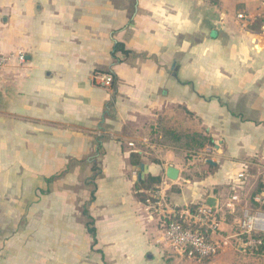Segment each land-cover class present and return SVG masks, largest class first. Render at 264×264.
<instances>
[{
    "label": "crops",
    "instance_id": "crops-1",
    "mask_svg": "<svg viewBox=\"0 0 264 264\" xmlns=\"http://www.w3.org/2000/svg\"><path fill=\"white\" fill-rule=\"evenodd\" d=\"M116 42L129 53L113 58ZM0 52L24 55L0 68V264H236L257 247L261 0H0ZM163 121L210 142L166 144ZM139 173L161 178L145 199L184 209L214 198L217 254L167 250Z\"/></svg>",
    "mask_w": 264,
    "mask_h": 264
},
{
    "label": "built area",
    "instance_id": "built-area-1",
    "mask_svg": "<svg viewBox=\"0 0 264 264\" xmlns=\"http://www.w3.org/2000/svg\"><path fill=\"white\" fill-rule=\"evenodd\" d=\"M261 1L264 4V0ZM238 16L243 17L242 14ZM13 59L22 63L24 55L21 52L17 54L0 52V68ZM92 77L100 85L110 86L112 82L110 73L96 72ZM145 202L152 210L163 215L161 222L164 228L161 241L166 247L175 251L181 250L187 258L199 261L207 260L217 254L220 244L213 238V235L220 228V222L214 206L201 202L194 208L188 206L184 209H177L170 206L166 198L159 196L157 192L146 197ZM252 221L247 224L249 229L264 230V214H258ZM250 242L252 246L262 243L260 239H252Z\"/></svg>",
    "mask_w": 264,
    "mask_h": 264
},
{
    "label": "trees",
    "instance_id": "trees-1",
    "mask_svg": "<svg viewBox=\"0 0 264 264\" xmlns=\"http://www.w3.org/2000/svg\"><path fill=\"white\" fill-rule=\"evenodd\" d=\"M120 52L124 55L128 54L129 51H127L124 46L118 42L114 43L113 49H112V57L116 59V53ZM112 81H113V75ZM181 129L178 126H169L165 121L159 122L158 126V132L161 133V141L169 144L173 147H183V148H190V149H197L199 147H202L205 142H210V138L200 136L197 138L193 134H187L180 131ZM129 161L132 165H139L140 155L137 152H131L129 156ZM97 171V170H96ZM161 178L160 176H153L148 175L144 177L143 179H140L135 187H136V194L141 196V200H145V194L143 191L147 190H154L155 185H157L160 182ZM93 191L91 192L90 201L93 200ZM197 205V204H196ZM196 205L190 206V208H194ZM262 208L264 209V203L262 204ZM83 213L87 215V210L84 209ZM91 224L90 221L86 223L88 232L92 235V237L95 236L94 229L89 226ZM244 239H246V235H243ZM250 237H253L255 239H260L261 244L257 246V249L254 251V254L260 255L264 254V233H252Z\"/></svg>",
    "mask_w": 264,
    "mask_h": 264
},
{
    "label": "rangeland",
    "instance_id": "rangeland-1",
    "mask_svg": "<svg viewBox=\"0 0 264 264\" xmlns=\"http://www.w3.org/2000/svg\"><path fill=\"white\" fill-rule=\"evenodd\" d=\"M246 245L245 247V254H242L238 259H236L237 263L236 264H264V254L256 255L254 254V251L257 249L256 248H249ZM167 250L169 251H175L171 248L166 247ZM176 252H179L182 257L185 258L184 253L181 250H177ZM187 259V258H186Z\"/></svg>",
    "mask_w": 264,
    "mask_h": 264
},
{
    "label": "water",
    "instance_id": "water-1",
    "mask_svg": "<svg viewBox=\"0 0 264 264\" xmlns=\"http://www.w3.org/2000/svg\"><path fill=\"white\" fill-rule=\"evenodd\" d=\"M208 162H210L209 160H208ZM139 169L140 170H143V164L141 163L139 166ZM177 170L174 168V167H172V166H168L167 168H166V176L169 178V179H171V180H175L176 179V177H177ZM140 177H141V174L139 173L138 174V179H140ZM206 203L208 204V205H210V206H214L215 205V203H214V198H212V197H208L207 198V200H206Z\"/></svg>",
    "mask_w": 264,
    "mask_h": 264
}]
</instances>
